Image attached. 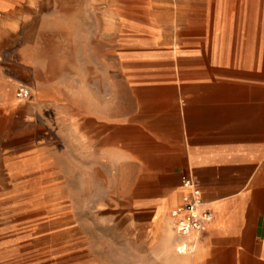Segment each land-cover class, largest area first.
Returning a JSON list of instances; mask_svg holds the SVG:
<instances>
[{
	"label": "crops",
	"instance_id": "crops-1",
	"mask_svg": "<svg viewBox=\"0 0 264 264\" xmlns=\"http://www.w3.org/2000/svg\"><path fill=\"white\" fill-rule=\"evenodd\" d=\"M18 1L0 0V10ZM241 1L254 24L239 42L217 29L174 47L131 49L115 60L121 76L105 86L98 75L80 82L82 152L126 173L120 194L138 197L131 204L143 214L134 217L151 222L153 237L161 235L159 254L167 245L165 258L174 264H264V0ZM7 32L4 18L0 40ZM237 48L238 59L228 55ZM26 68V100L11 102V87L0 82V139L7 150L30 154L55 142V97L35 68ZM188 176L212 219L193 249L178 253L182 239L168 236L169 211Z\"/></svg>",
	"mask_w": 264,
	"mask_h": 264
},
{
	"label": "rangeland",
	"instance_id": "rangeland-1",
	"mask_svg": "<svg viewBox=\"0 0 264 264\" xmlns=\"http://www.w3.org/2000/svg\"><path fill=\"white\" fill-rule=\"evenodd\" d=\"M241 4L21 0L0 10V20L5 18L8 25L0 40V82L11 87V102L24 100L14 95L19 85L30 88L28 66L55 97L54 143L41 144L29 154L31 150H7L0 139V264H174L165 258L167 245L159 254L161 235L153 237L151 222L134 217L143 214L131 204L138 197L120 194L126 173L103 162L106 158L82 152L80 82L98 75L105 86L107 78L121 76L115 60L131 49L174 47L208 33L214 36L217 29L222 39L232 35L239 42L241 32L254 24ZM240 54L239 48L228 53L237 59Z\"/></svg>",
	"mask_w": 264,
	"mask_h": 264
},
{
	"label": "built area",
	"instance_id": "built-area-1",
	"mask_svg": "<svg viewBox=\"0 0 264 264\" xmlns=\"http://www.w3.org/2000/svg\"><path fill=\"white\" fill-rule=\"evenodd\" d=\"M29 88L19 85L14 95L23 100L29 96ZM182 192L169 211L171 227L176 236L182 240L176 244L178 253L191 251L212 219V212L202 199L201 190L193 177L181 181Z\"/></svg>",
	"mask_w": 264,
	"mask_h": 264
},
{
	"label": "bare ground",
	"instance_id": "bare-ground-1",
	"mask_svg": "<svg viewBox=\"0 0 264 264\" xmlns=\"http://www.w3.org/2000/svg\"><path fill=\"white\" fill-rule=\"evenodd\" d=\"M163 228V227H162ZM167 229V228H166ZM173 234H174V232H173V229H172V227H171V222H170V228L168 229V236H173ZM162 237H163V235H162ZM168 238V237H167ZM164 240V239H163ZM165 241V240H164ZM163 241V242H164ZM167 242H169V241H167ZM166 242V243H167ZM170 253V251L168 250V248H166L165 249V255L167 256L168 254Z\"/></svg>",
	"mask_w": 264,
	"mask_h": 264
}]
</instances>
